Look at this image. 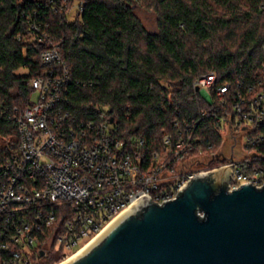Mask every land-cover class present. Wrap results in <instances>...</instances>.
Listing matches in <instances>:
<instances>
[{
    "label": "built area",
    "instance_id": "1",
    "mask_svg": "<svg viewBox=\"0 0 264 264\" xmlns=\"http://www.w3.org/2000/svg\"><path fill=\"white\" fill-rule=\"evenodd\" d=\"M86 1L32 0L22 13L26 29L19 40L43 48L40 70L27 81L36 100L24 109L12 107L19 141L0 163V264H60L141 199L161 205L194 176L231 164L229 191L264 185V63L252 83L218 84L214 71L193 82L195 99L210 107L201 118L213 117L225 126L224 135L243 139L227 158L221 150L188 156L194 147L188 126L166 134L162 148L147 156L137 148L145 140L139 137L135 148L128 146L106 111L97 108L86 120L73 117L67 109L72 79L62 56L64 39L51 37L46 19L72 12L76 18ZM236 146L245 154L236 157ZM215 159L222 162L212 164Z\"/></svg>",
    "mask_w": 264,
    "mask_h": 264
},
{
    "label": "trees",
    "instance_id": "2",
    "mask_svg": "<svg viewBox=\"0 0 264 264\" xmlns=\"http://www.w3.org/2000/svg\"><path fill=\"white\" fill-rule=\"evenodd\" d=\"M31 3L0 0V163L19 141L12 107L31 103L27 81L40 70L42 44L19 40L26 29L22 13ZM263 3L87 0L71 22L50 15L48 31L52 38L64 39L62 56L72 79L67 109L77 120L93 118L97 108L106 111L128 146L135 148L139 137L145 140L137 148L147 156L162 148L166 134L187 126L194 135L188 156L200 150L216 154L225 126L213 117L201 118L210 107L195 99L193 82L213 71L218 84L257 80L264 63ZM138 8L155 14L156 30H147ZM21 68L23 75L17 73Z\"/></svg>",
    "mask_w": 264,
    "mask_h": 264
},
{
    "label": "water",
    "instance_id": "3",
    "mask_svg": "<svg viewBox=\"0 0 264 264\" xmlns=\"http://www.w3.org/2000/svg\"><path fill=\"white\" fill-rule=\"evenodd\" d=\"M232 165L161 205L141 199L60 264H264V185L229 191Z\"/></svg>",
    "mask_w": 264,
    "mask_h": 264
},
{
    "label": "rangeland",
    "instance_id": "4",
    "mask_svg": "<svg viewBox=\"0 0 264 264\" xmlns=\"http://www.w3.org/2000/svg\"><path fill=\"white\" fill-rule=\"evenodd\" d=\"M137 12H138L139 16L141 17V19L143 21V24L145 25V27L147 28V30H149V31L156 30V16H155V14L153 12L144 11V10H141L139 8H138V11ZM74 18H75V13L74 12L69 13L67 15V19H68L69 22L73 21ZM17 73L20 74V75H23L25 73V69L24 68H21V69H19L17 71ZM34 100H36L35 95H33L32 98H31V101H34ZM231 142L232 141L229 138L228 134L225 133L224 139H223V144H222L220 150L223 151V153H225V152L229 153L228 152V150H229L228 147L231 144ZM242 143H243V139L240 140V144H242ZM244 154H245V152H240V147L239 146H236L235 147L234 155L236 157L242 156ZM200 159H201V162L202 161L203 162L207 161V158L206 157H201ZM190 162H191V160H185L184 161V165H188V164H190Z\"/></svg>",
    "mask_w": 264,
    "mask_h": 264
},
{
    "label": "flooded vegetation",
    "instance_id": "5",
    "mask_svg": "<svg viewBox=\"0 0 264 264\" xmlns=\"http://www.w3.org/2000/svg\"><path fill=\"white\" fill-rule=\"evenodd\" d=\"M232 142H231V144L229 145V150H228V152L229 153H227V152H225V153H223V155H222V157L223 158H227V157H229L231 154H232V152H231V150H232V147L235 145V144H238L239 143V139H237V138H234V139H232L231 140ZM229 155V156H228Z\"/></svg>",
    "mask_w": 264,
    "mask_h": 264
},
{
    "label": "bare ground",
    "instance_id": "6",
    "mask_svg": "<svg viewBox=\"0 0 264 264\" xmlns=\"http://www.w3.org/2000/svg\"><path fill=\"white\" fill-rule=\"evenodd\" d=\"M85 248V247H84ZM82 250V249H81Z\"/></svg>",
    "mask_w": 264,
    "mask_h": 264
}]
</instances>
